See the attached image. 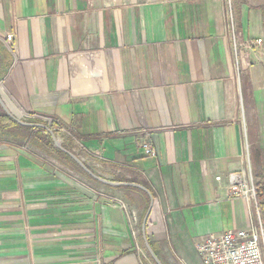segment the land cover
I'll use <instances>...</instances> for the list:
<instances>
[{"label":"crops","instance_id":"1","mask_svg":"<svg viewBox=\"0 0 264 264\" xmlns=\"http://www.w3.org/2000/svg\"><path fill=\"white\" fill-rule=\"evenodd\" d=\"M225 6L0 0L1 102L110 183L45 130L69 168L2 137L0 264H146V216L161 264H187L176 254L258 217L264 227V211L228 196L245 146L264 186V0H230L233 48ZM146 141L157 157L144 155Z\"/></svg>","mask_w":264,"mask_h":264},{"label":"built area","instance_id":"2","mask_svg":"<svg viewBox=\"0 0 264 264\" xmlns=\"http://www.w3.org/2000/svg\"><path fill=\"white\" fill-rule=\"evenodd\" d=\"M225 11V32L229 36L232 48L235 47L234 21L230 0H224ZM12 37L7 36L6 42L10 43ZM49 126H55L58 130L65 132L64 128L53 119H46ZM147 136V133H144ZM141 149L146 157H157V151L153 145L146 141L141 144ZM243 158V169L228 176V196L232 199H245L249 204L256 207V183L250 168L249 155L245 146ZM219 181V178L216 179ZM115 201V200H114ZM117 201V202H116ZM131 223L136 222V216L130 212L126 203L116 200ZM196 250L202 259L203 264H264V227L258 217V224L238 231H227L223 235L201 238L196 242ZM98 264L101 262L97 261ZM142 264V263H141Z\"/></svg>","mask_w":264,"mask_h":264},{"label":"trees","instance_id":"3","mask_svg":"<svg viewBox=\"0 0 264 264\" xmlns=\"http://www.w3.org/2000/svg\"><path fill=\"white\" fill-rule=\"evenodd\" d=\"M1 111V110H0ZM6 135L10 136V139L18 141L19 143H27L32 145V141L38 142L47 153L56 155L59 158L66 159V157L53 147L48 134L42 130L34 129L32 127H22L16 121H13L9 116H6L2 111L0 112V139ZM19 138L21 140H19ZM33 146V145H32ZM34 147V146H33ZM38 150L36 147H34ZM69 161V159H66ZM256 207L258 212L264 211V186L256 184Z\"/></svg>","mask_w":264,"mask_h":264},{"label":"water","instance_id":"4","mask_svg":"<svg viewBox=\"0 0 264 264\" xmlns=\"http://www.w3.org/2000/svg\"><path fill=\"white\" fill-rule=\"evenodd\" d=\"M0 106L2 107L3 111L7 114V116H9L11 119H13V121H16L18 124L23 125V126H27V127H30V126H31V127H34V128H35V127H36V128H40L41 130H43V131L45 130L46 132H48V133L51 135V137H52V139H53V142H54V144L56 145V147H57L59 150H62V151H64L65 153H67V152L62 148V146H61L60 144H58V142H57V140H56V138H55V136H54V133H53L52 130H50L46 125H33V124H30V125H29V124H26V123H24V122H22V121H20V120H18V119H16V118H14L13 116H11V115L8 113V111H7V109H6L5 105H4V103L1 102V100H0ZM67 154H68V153H67ZM68 155L70 156L71 159H73L74 161H76V162L78 163V165L82 168V170H83L85 173H87L88 175H90L91 177H93L95 180H97V181H99V182H101V183H103V184L106 183V184H109V185H110L109 182L101 180L100 178H98L97 176H95L93 173H89V172L86 170V168L84 167V165L80 162L79 159H77L76 157H73L71 154H68ZM147 219H148V216H146V218L144 219L143 224H142V231H144V232H143V233H144V240H145V243H146V245H147V250H148V253H149V256H150L151 260H154L156 264H161L160 261L157 259L156 255L154 254L152 248L147 244L146 231H145V226H146V223H147Z\"/></svg>","mask_w":264,"mask_h":264},{"label":"rangeland","instance_id":"5","mask_svg":"<svg viewBox=\"0 0 264 264\" xmlns=\"http://www.w3.org/2000/svg\"><path fill=\"white\" fill-rule=\"evenodd\" d=\"M33 146L25 143L24 148L26 150H29V151H32V152L36 153L37 155H40L43 160H47V161H50V162H51V160H53L54 163L62 166V168H64V169H67L68 166L63 165V164H65V163H63L64 162V159L59 158L56 155H51V154L47 153L46 151L44 152V151H41V150L40 151L39 150H36ZM91 185H94V184L91 182ZM185 252L187 253L188 251H183L180 255L179 254H176L177 258L180 259V260H182V259L187 260L188 261L187 264H203L202 259L200 258L197 250L195 252L192 250L191 252H188L187 254H185ZM143 256H144L143 257L144 260H146V264H155L153 262V260L150 259L149 255H148V253H147V251L145 249H143Z\"/></svg>","mask_w":264,"mask_h":264}]
</instances>
